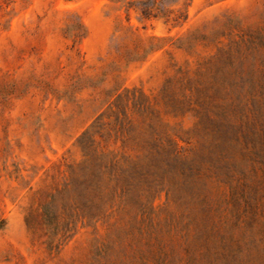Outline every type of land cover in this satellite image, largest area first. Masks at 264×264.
<instances>
[{"label":"rangeland","instance_id":"1","mask_svg":"<svg viewBox=\"0 0 264 264\" xmlns=\"http://www.w3.org/2000/svg\"><path fill=\"white\" fill-rule=\"evenodd\" d=\"M130 1L137 0H0V264H184L186 236L177 221L184 223L185 213L208 230L207 264H264L259 126L246 141L224 129L223 181L211 177L204 186L168 174L173 200L165 182L144 232L78 225L56 249L48 247L42 206L65 163L80 159L77 138L111 90L136 87L157 96L178 67L195 68L237 44L255 81L264 71V43L241 42L246 32L264 38V0H157L149 17ZM76 21L85 34L73 40L68 27ZM212 70L224 85L225 122L236 126L244 117L231 105L235 77L224 65ZM164 120L184 145L197 118L187 112ZM257 121L264 126V107ZM194 195H206L217 212L204 211ZM222 236L224 249L214 255Z\"/></svg>","mask_w":264,"mask_h":264},{"label":"trees","instance_id":"2","mask_svg":"<svg viewBox=\"0 0 264 264\" xmlns=\"http://www.w3.org/2000/svg\"><path fill=\"white\" fill-rule=\"evenodd\" d=\"M156 2L137 0L128 2V6L137 4L142 17H149L159 9ZM68 30L73 40L85 34L80 21ZM263 40V33L257 31L246 32L241 42L262 45ZM240 48L238 44L221 48L195 68L178 67L157 96L136 87H117L108 93L105 108L77 138L80 159L65 163L61 182L42 206L50 249L68 240L78 225L101 222L108 233L123 226L144 232L148 229L144 221L155 212L153 202L165 182L168 202L173 200L168 174H177L186 182L202 180L204 186L211 177L223 181L224 129L228 134H240L246 141L252 139L259 126L264 139V126L257 123L264 107V71L255 81L253 71L244 66L245 54ZM214 65H224L235 77L236 101L231 105L244 117L236 126L225 122L224 85L216 84ZM187 112L197 120L182 145L175 138L179 135L169 132L174 129L168 128L164 115ZM246 112L251 117H246ZM195 135L200 136L198 142L193 141ZM194 197L204 211L217 212L206 195ZM185 214L184 223L180 218L177 221L186 236L184 264H207L208 230L197 229ZM223 242L224 236L217 249L212 247L214 255L224 249Z\"/></svg>","mask_w":264,"mask_h":264}]
</instances>
